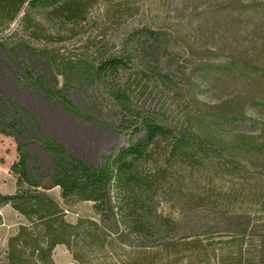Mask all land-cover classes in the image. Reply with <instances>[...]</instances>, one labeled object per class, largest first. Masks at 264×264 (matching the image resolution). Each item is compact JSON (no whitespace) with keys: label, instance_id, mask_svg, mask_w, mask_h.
<instances>
[{"label":"trees","instance_id":"obj_1","mask_svg":"<svg viewBox=\"0 0 264 264\" xmlns=\"http://www.w3.org/2000/svg\"><path fill=\"white\" fill-rule=\"evenodd\" d=\"M144 4L0 0V34L16 21L22 33L10 47L11 38L5 36L0 46L12 53L28 51L42 60L55 85L59 75L64 80V87L53 91L47 75L34 76L27 66V84L86 122L93 120L89 104L79 108L67 89L100 87L111 110L110 126L125 134V144L97 164L56 139L36 135L53 155L54 172L47 176L39 175L25 144L17 142V159L10 167L15 189L0 191V210L9 205L23 221L5 243L0 241V264H57L54 252L60 245L76 264H264V233H243L253 226L249 215L238 227L221 228L219 217L231 214L230 209L223 208L214 183L200 180L213 160L223 174L246 171L245 148L226 142L219 129V123L240 115L180 123L138 100L134 62H155L158 51L168 52L171 38L163 26L147 22ZM158 68L151 69L153 76L162 74ZM5 109L10 115L0 121L1 132L23 137L22 117L34 121L33 115L0 97V114ZM56 187L58 195L51 192ZM83 202L91 204V214L69 220L68 213Z\"/></svg>","mask_w":264,"mask_h":264},{"label":"rangeland","instance_id":"obj_2","mask_svg":"<svg viewBox=\"0 0 264 264\" xmlns=\"http://www.w3.org/2000/svg\"><path fill=\"white\" fill-rule=\"evenodd\" d=\"M144 14L148 23L163 26L171 38L168 52L158 51L155 62H134L132 73L140 89L138 100L180 123L195 122L200 117L211 122L222 114L240 115L222 121L219 129L226 142L245 148L242 152L246 171L223 174L216 169L218 161L213 160L204 167L200 180L204 184L214 183L222 192L223 208L230 209L231 214L219 217L221 228L227 224L238 227L241 217L249 215L253 226L243 233L252 236L255 229L264 233V0H145ZM18 28L16 21L0 34L1 40L10 36L7 47L22 37ZM13 33L16 34L12 36ZM27 66L34 76L47 75L49 89L58 91L64 87L61 75L55 85L40 58L26 50L12 53L0 46V97L11 98L19 107L26 108L36 122L22 117L26 126L23 137L6 135L0 130L3 193L15 189L10 167L17 159L18 141L25 144L32 156L31 164L39 166L41 176L54 172V162L52 153L40 145L36 135L56 139L91 164L99 163L103 155L125 144V134L110 126L111 110L100 87L84 92L75 86L67 89L68 98L79 108L89 104L88 114L93 120L86 122L57 98L46 97L27 84L23 76ZM153 67H159L162 74L153 76ZM8 115V110H3L0 121ZM208 178H212L211 182ZM51 192L58 195L59 188ZM0 212L3 244L23 218L9 205ZM82 214H91L90 203L78 204L68 213V219L74 221ZM54 259L57 264H76L62 245L55 249Z\"/></svg>","mask_w":264,"mask_h":264}]
</instances>
